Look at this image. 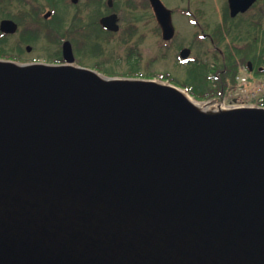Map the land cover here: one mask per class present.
I'll return each instance as SVG.
<instances>
[{
    "label": "water",
    "instance_id": "water-1",
    "mask_svg": "<svg viewBox=\"0 0 264 264\" xmlns=\"http://www.w3.org/2000/svg\"><path fill=\"white\" fill-rule=\"evenodd\" d=\"M0 264H264V109L0 61Z\"/></svg>",
    "mask_w": 264,
    "mask_h": 264
},
{
    "label": "flooded vegetation",
    "instance_id": "flooded-vegetation-1",
    "mask_svg": "<svg viewBox=\"0 0 264 264\" xmlns=\"http://www.w3.org/2000/svg\"><path fill=\"white\" fill-rule=\"evenodd\" d=\"M160 1L171 14L170 40L152 0H0V61L81 67L86 49L88 57L99 60L110 43L107 37L120 36L129 66L131 60L140 63L150 40L164 60L175 55V63L195 76L192 83L217 86L235 71L264 83V0ZM113 15L118 31L101 24ZM5 21L14 22L17 31L3 32ZM69 44L73 63L65 59ZM183 53L188 60L180 59ZM96 64L106 70L110 60Z\"/></svg>",
    "mask_w": 264,
    "mask_h": 264
},
{
    "label": "rangeland",
    "instance_id": "rangeland-1",
    "mask_svg": "<svg viewBox=\"0 0 264 264\" xmlns=\"http://www.w3.org/2000/svg\"><path fill=\"white\" fill-rule=\"evenodd\" d=\"M169 4L173 2V0H167ZM86 4V3H84ZM93 31H96L97 29L94 28L92 29ZM92 31V32H93ZM120 36L117 37H112L110 38L109 36L107 37L109 44H107L104 48L102 49V54L104 55L103 58L101 59H93L91 57H88V49L85 50L84 52V58H82V61L85 66L87 67H96L101 61H108L110 60V64L106 68V70H103L102 74H110V75H117L116 77H123L126 74H129V72L136 71L135 75L137 74L138 76L142 77H156L154 80L157 82H160L162 80H167L170 82L171 85H176V86H181L182 83H185L186 80L192 81L195 76L189 75V72L185 70L184 67L181 65H178L175 63L176 57L173 54H170L169 56L162 58L158 53L157 50L155 49V46H150L151 41L148 40L146 44L147 48L146 49H141L142 55V60L140 63L136 66H134V63L132 60L130 61L129 66L126 63V54H127V46H124V44L120 41ZM142 48V47H141ZM39 57H44L45 55L43 54H37ZM159 58V59H158ZM118 61L119 63H115L114 61ZM110 72V73H108ZM101 73V72H100ZM135 77L136 76H131ZM165 83H167L165 81Z\"/></svg>",
    "mask_w": 264,
    "mask_h": 264
},
{
    "label": "trees",
    "instance_id": "trees-1",
    "mask_svg": "<svg viewBox=\"0 0 264 264\" xmlns=\"http://www.w3.org/2000/svg\"><path fill=\"white\" fill-rule=\"evenodd\" d=\"M238 72L239 71H235L234 73L229 75L228 79H226L225 82L222 83L219 82L217 88H214L213 86H208L204 83H199V82L192 83V81L189 80H186L185 83H182L181 87L186 88L187 91L196 101H203L210 97L216 96L221 89L228 90L229 89L228 87L235 81ZM135 73L136 71H132L129 72V74H126L125 76H138L137 74L135 75Z\"/></svg>",
    "mask_w": 264,
    "mask_h": 264
},
{
    "label": "bare ground",
    "instance_id": "bare-ground-1",
    "mask_svg": "<svg viewBox=\"0 0 264 264\" xmlns=\"http://www.w3.org/2000/svg\"><path fill=\"white\" fill-rule=\"evenodd\" d=\"M191 101H192V100H191ZM195 105H196L199 109H201L202 106H203V105H201V104H196V103H195ZM207 110H208V109H207Z\"/></svg>",
    "mask_w": 264,
    "mask_h": 264
},
{
    "label": "built area",
    "instance_id": "built-area-1",
    "mask_svg": "<svg viewBox=\"0 0 264 264\" xmlns=\"http://www.w3.org/2000/svg\"><path fill=\"white\" fill-rule=\"evenodd\" d=\"M245 80V79H244Z\"/></svg>",
    "mask_w": 264,
    "mask_h": 264
}]
</instances>
